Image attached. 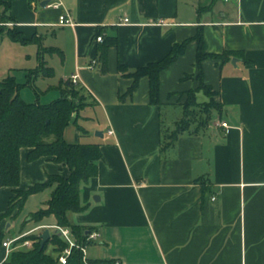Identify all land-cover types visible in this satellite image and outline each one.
Instances as JSON below:
<instances>
[{"label": "crops", "instance_id": "crops-1", "mask_svg": "<svg viewBox=\"0 0 264 264\" xmlns=\"http://www.w3.org/2000/svg\"><path fill=\"white\" fill-rule=\"evenodd\" d=\"M62 1L64 7L54 8L12 0L14 20L7 26L35 40L25 44L2 37L0 79L14 75L24 84L42 58L52 75L59 74L58 84L46 90L61 94V80L79 74L88 104L77 122L87 132L72 123L64 136L69 142L98 143L103 154L98 173L81 188L87 207L70 213L74 222L98 232L85 244V257L110 262L105 264H264V0ZM65 9L73 25L59 24ZM199 25L209 52H238L223 63L203 61L205 80L218 92L223 111L200 132H184L162 147L171 130L163 129V107H183L185 92L197 85L196 78H183L197 72L196 42L162 72L160 105L150 103L146 76L121 100L133 79L119 73L118 63L133 69L160 60ZM99 34L118 37L106 49L105 66ZM41 48L48 51L40 53ZM36 79L25 83L21 94L25 86L37 92ZM221 120L231 125L229 132ZM90 126L103 135H92ZM29 150L20 149L19 185L0 188V216L15 190L43 183L49 174H69L67 165L49 157L29 161ZM52 188L31 194L17 214L0 219V264L33 243L19 240L8 249L5 240L42 234L45 228L56 231L54 215L41 222L30 218L46 206ZM38 193H44L40 207L27 209Z\"/></svg>", "mask_w": 264, "mask_h": 264}, {"label": "trees", "instance_id": "trees-1", "mask_svg": "<svg viewBox=\"0 0 264 264\" xmlns=\"http://www.w3.org/2000/svg\"><path fill=\"white\" fill-rule=\"evenodd\" d=\"M12 0H0V41L4 35L21 43H30L35 38H26L15 27L6 24L14 18L9 13ZM195 41L197 72L186 73L183 78H196L197 85L185 92L186 98L182 103L183 116L176 121L175 127L170 130L168 139L162 141V147L175 143L184 133H198L212 120L215 111L222 113L223 104L216 99L218 92L205 80L203 61L211 58L221 63L231 59L238 52L224 50L221 53L209 52L204 37V26L199 25L195 34L183 41L174 42L172 48L162 59L149 62L146 65L130 68L119 62L118 71L121 75L132 77L133 81L124 94H119L123 100L132 95L138 86L141 77L149 78V98L153 105H160L161 74L170 67L182 54L186 52L190 42ZM118 43L117 35H108L103 39L101 58L106 64V49ZM48 51L41 48V52ZM53 69L47 66L40 58L38 67L28 72L26 84L33 85L37 76H50ZM25 83L17 81L14 75L0 79V188L2 186H18L20 183V149L29 147L27 158L33 161L39 157H49L56 162L68 166L69 174H49L43 183H33L26 189L15 190L10 199L8 209L0 216L13 217L23 207L27 198L47 187H53L46 206L30 214L31 220L41 222L44 217L54 215L58 226L71 228L76 241L87 243L90 230L70 218V213L84 210L87 205L82 204L80 192L82 185L98 173V162L102 158V150L98 143L69 142L64 136L65 129L72 123L82 133L87 130L77 122L80 111L88 104L84 89L72 80H61L58 87L61 90L59 97L42 103L38 99L29 101L21 94ZM199 93L207 99L200 100ZM17 212V213H16ZM32 239V246L28 249L13 250L10 257L3 264H64L58 259L68 243L58 231L51 233L49 239L42 245L41 234H25L20 240ZM52 244L53 248L50 249ZM110 263L103 259H87L81 249L73 248L65 264H105Z\"/></svg>", "mask_w": 264, "mask_h": 264}, {"label": "rangeland", "instance_id": "rangeland-1", "mask_svg": "<svg viewBox=\"0 0 264 264\" xmlns=\"http://www.w3.org/2000/svg\"><path fill=\"white\" fill-rule=\"evenodd\" d=\"M203 3H205V2H203ZM55 58H58V57L55 56ZM50 63H53V62L50 61ZM58 81H59V74L58 73H54L53 75H50V76H39V78L36 79V83H35L37 92L35 91V89L33 87L25 86L23 88L22 95L25 99H27L29 101H33L35 99H38L42 103L51 101V100L57 98L60 94L58 91H55L53 89L46 90L47 86L50 84H58ZM199 99L204 100L207 98L203 93H199ZM216 99H218L217 96H216ZM215 113H216V115L218 114L216 111H215ZM82 115H83V112H81V117H82ZM163 115H164L163 129L167 133L170 129H173L176 121L179 120L183 116V107H181L180 105H174L173 107L165 106V107H163ZM98 119L102 124L105 123L103 118L98 117ZM90 127H91L90 128L91 134L95 135L97 130L93 129L92 126H90ZM101 127H103V129L106 130V125L103 124V125H101ZM38 194H40V195H37L36 197H33V199H31L30 203L28 204L27 209H34L36 207L37 208L40 207V206H38V204L41 203L40 201H43L42 199L44 197V193H38ZM39 205H41V204H39ZM6 235L9 237H12L13 236V230L10 233L7 232Z\"/></svg>", "mask_w": 264, "mask_h": 264}, {"label": "built area", "instance_id": "built-area-1", "mask_svg": "<svg viewBox=\"0 0 264 264\" xmlns=\"http://www.w3.org/2000/svg\"><path fill=\"white\" fill-rule=\"evenodd\" d=\"M30 1H31L32 6L36 7V6H41L44 0H30ZM44 6L60 8V7H64V3L62 0H47V3ZM128 20H129L128 17L124 18V21H128ZM59 24L61 25H73L74 24V20L71 18L69 12L66 11V9L59 16ZM103 39H104L103 34H99L96 36L97 41H103ZM78 77H79L78 73L73 74L71 80L74 83H77ZM219 123L222 127L225 128L227 132H229L231 125L226 120H221ZM109 132L112 133L113 130L110 129ZM213 198L215 197L213 196ZM56 230L59 232L62 238L68 243V245L63 249V251L60 254H58V259L61 263L65 264L67 262L68 256L72 253L73 248L75 247L81 249L84 254V258H86L85 257L86 245L80 244L76 241V238L74 234L72 233V230L70 227L57 226ZM97 236H98V232L90 231L88 232L86 240L88 241L90 239H94ZM21 237H17L14 240H5L3 242V245L6 246L8 249H12L17 245L15 244L13 246L12 243L13 242L17 243ZM25 243H28V241H26ZM115 264H119V262H115Z\"/></svg>", "mask_w": 264, "mask_h": 264}, {"label": "water", "instance_id": "water-1", "mask_svg": "<svg viewBox=\"0 0 264 264\" xmlns=\"http://www.w3.org/2000/svg\"><path fill=\"white\" fill-rule=\"evenodd\" d=\"M46 3H47V0H44L41 5L44 6ZM237 60H238L237 57H233L232 58V62L233 63H236ZM96 134H99V135L102 136L103 132L97 130ZM41 236H42L41 244L43 245L49 239V237L51 236L50 229L49 228H45V230L42 232Z\"/></svg>", "mask_w": 264, "mask_h": 264}]
</instances>
